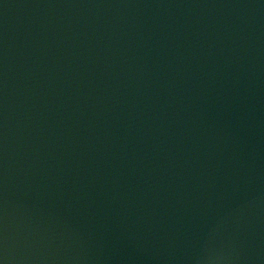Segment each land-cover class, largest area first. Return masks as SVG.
<instances>
[{"label":"water","instance_id":"water-1","mask_svg":"<svg viewBox=\"0 0 264 264\" xmlns=\"http://www.w3.org/2000/svg\"><path fill=\"white\" fill-rule=\"evenodd\" d=\"M0 264H264V0H0Z\"/></svg>","mask_w":264,"mask_h":264}]
</instances>
